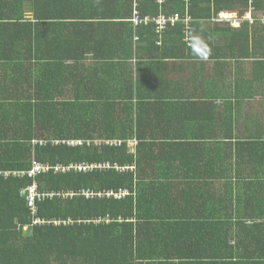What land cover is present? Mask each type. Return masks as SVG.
Returning a JSON list of instances; mask_svg holds the SVG:
<instances>
[{
	"label": "trees",
	"instance_id": "obj_1",
	"mask_svg": "<svg viewBox=\"0 0 264 264\" xmlns=\"http://www.w3.org/2000/svg\"><path fill=\"white\" fill-rule=\"evenodd\" d=\"M159 1L138 3L142 22L136 27L151 29L150 42L154 45L165 44L163 38L171 36L177 27L157 32L154 20L163 16L184 17L188 13L195 21L211 20L213 14L222 11H239L242 16L251 6L254 14L264 17V0H252L251 5L250 0H192L189 7L184 0H166L165 6ZM35 3L0 0V264H264V223H256L264 219V206L257 213L240 207L242 210L233 214L241 222L236 228L225 226V221L198 228L193 221L201 211L196 209L193 196L183 193L186 197H182V203L187 208L185 213H178L176 197L165 199L158 193L151 194L158 191V181L139 180L141 173L164 168L173 172L197 170L196 164L188 166L184 159L195 151L192 147L187 155V147L180 149L184 154L178 161L179 152L174 153L177 149H154L143 140L141 122L129 111L132 101L143 107L147 105L144 100L131 96L120 100L54 99L66 85L63 63L74 54L56 52L51 46L61 43L44 35L58 21L39 20L41 13L49 16L59 10H47L45 5L36 8ZM263 17L242 27L255 44H264ZM179 35L181 40L185 38L182 29ZM150 102L151 106L157 104ZM121 104L125 118L120 115ZM90 124L96 129H83ZM101 128L112 130L102 133L98 130ZM134 132L138 145L132 154L125 140ZM95 139L121 144H38L40 140ZM167 150L170 155L165 164L153 154L159 151L163 155ZM34 161L109 166L86 173L49 172L34 180L5 177L6 172L30 170ZM34 183L40 194L51 196L36 202L35 218L50 225L33 226V216L21 196ZM85 192L95 197L87 199ZM109 193L126 195L119 199L98 197ZM237 199L241 201L242 197Z\"/></svg>",
	"mask_w": 264,
	"mask_h": 264
},
{
	"label": "crops",
	"instance_id": "obj_2",
	"mask_svg": "<svg viewBox=\"0 0 264 264\" xmlns=\"http://www.w3.org/2000/svg\"><path fill=\"white\" fill-rule=\"evenodd\" d=\"M184 3L189 7L192 0ZM35 4L36 8L45 5L47 10H59L49 16L41 13L39 20L58 21L44 35L61 43L51 46L56 52L74 54L63 63L66 85L54 99L120 100L131 96L144 100L147 105L143 107L132 101L129 115L141 122L139 133L148 145L177 149L178 161L184 154L180 149L187 147L186 155L188 149H195L184 159L188 166L196 164L197 170L164 168L140 174L139 180L158 181V191L151 194L176 197L178 213H185L182 197L188 192L201 211L193 221L198 228L225 221L233 229L240 222L233 215L240 207L260 211L264 206V44L252 42L250 33L242 29L248 22L262 21L260 13L254 14L249 6L242 16L239 11H222L211 20L196 21L188 13L184 17L172 14L182 21L171 36L163 38L165 44L154 45L151 29L132 23V0H36ZM223 14L230 20H219ZM198 38L211 50L206 60L193 55L197 45L192 40ZM150 101L157 104L151 106ZM124 108L121 104L123 118ZM83 129L91 132L96 128L90 124ZM125 141L129 153L135 154L136 133ZM168 150L153 154L165 164ZM256 223L261 225L264 219Z\"/></svg>",
	"mask_w": 264,
	"mask_h": 264
},
{
	"label": "built area",
	"instance_id": "obj_3",
	"mask_svg": "<svg viewBox=\"0 0 264 264\" xmlns=\"http://www.w3.org/2000/svg\"><path fill=\"white\" fill-rule=\"evenodd\" d=\"M141 0H132V4H133V18H132V23L137 26L139 25L142 21L140 19V15L138 12V3ZM165 0H160L159 3L162 5L164 4ZM185 2H188L189 0H184ZM230 16L227 14H223L220 16L219 20L221 21H229ZM191 19V18H190ZM190 19L186 20L187 24L190 21ZM250 22H252L253 20H251V18H248ZM143 20H146V22L150 21L149 18H143ZM182 19L179 16H171V17H160L156 20H154L155 24H156V28H157V32H162L163 30L168 29L170 26H176L177 23L181 22ZM185 32L188 34L190 31H186ZM187 41H191L188 37ZM88 145L90 144H95V145H101V144H105V145H109V146H119L121 144V141H116V140H104V141H99V140H89V141H84V140H76V141H61V140H40L38 142V144L40 145H45L46 143H50L51 145H71V146H78V145H82L84 143H86ZM37 142L34 141V144H36ZM109 164H96V163H89V162H79V163H70L67 165L64 164H56V165H51L49 163H39L34 161L32 168L30 170L27 171H13V172H6L5 173V177L9 178L10 176H13L15 178L18 179H24V178H29V179H36L38 176H40V174L43 173H49V172H53L55 174H59V173H68V172H76V173H86L95 169H100L103 167H108ZM84 195L86 196L87 199L90 198H94L95 195L93 193H84ZM126 195L125 193H119V194H105V195H101L99 194L98 197H104L106 196L107 198L109 197H113L115 199H119L122 196ZM21 196L24 197L27 201L28 207L31 211V214L33 216V226H43L45 224L50 225V222H43L40 221L38 219L35 218L36 213H37V208H36V202L42 201L47 197H51L45 194H40L38 192L37 186L35 185V183L28 187L27 189L23 190L21 192ZM69 195L66 194L65 197H68ZM106 223H108V220L106 221ZM54 225H59V223L54 222Z\"/></svg>",
	"mask_w": 264,
	"mask_h": 264
},
{
	"label": "clouds",
	"instance_id": "obj_4",
	"mask_svg": "<svg viewBox=\"0 0 264 264\" xmlns=\"http://www.w3.org/2000/svg\"><path fill=\"white\" fill-rule=\"evenodd\" d=\"M195 43L197 46L193 50V55L200 60H206L211 54L210 48L202 38H198Z\"/></svg>",
	"mask_w": 264,
	"mask_h": 264
}]
</instances>
